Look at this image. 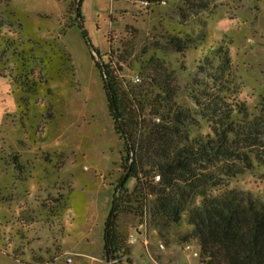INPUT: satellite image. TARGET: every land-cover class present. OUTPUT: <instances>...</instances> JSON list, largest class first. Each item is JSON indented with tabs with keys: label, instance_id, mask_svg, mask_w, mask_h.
Wrapping results in <instances>:
<instances>
[{
	"label": "rangeland",
	"instance_id": "rangeland-1",
	"mask_svg": "<svg viewBox=\"0 0 264 264\" xmlns=\"http://www.w3.org/2000/svg\"><path fill=\"white\" fill-rule=\"evenodd\" d=\"M204 2L0 0V24L17 48L3 52L0 41V264L206 263L197 239L182 240L192 230L185 220L155 226L152 198L143 215L136 202L118 213L129 254L105 258L126 152L96 65L111 63L124 89L139 86L147 104L166 96L162 87L172 89L174 104L194 118L193 135L210 131L206 113L223 97L264 115V0ZM171 33L188 34L183 50L169 42ZM219 51L230 66L215 81L212 67H200L208 57L219 63ZM31 70L43 82L26 92L19 76ZM254 147L263 165L231 177V187L262 194L264 142ZM136 183L127 181L128 195Z\"/></svg>",
	"mask_w": 264,
	"mask_h": 264
},
{
	"label": "trees",
	"instance_id": "trees-1",
	"mask_svg": "<svg viewBox=\"0 0 264 264\" xmlns=\"http://www.w3.org/2000/svg\"><path fill=\"white\" fill-rule=\"evenodd\" d=\"M208 3L202 0L203 8ZM76 16L81 19L80 2ZM3 27L0 24V41L7 45L3 52L12 49L16 54V40L8 36L12 31H4ZM187 36L171 33L168 40L181 51ZM222 52L219 51L215 66L214 59L208 57L200 67H212L215 81L229 71L230 59L226 51ZM96 65L107 89L114 128L124 140L126 152V174L117 187L119 201L107 222L105 258L111 261L129 254L116 230L118 213L126 203L136 202L143 215L148 198H152L149 212L155 226L168 229L185 220L192 230L182 240L199 241L205 264H264V191L254 194L233 188L230 179L245 168L263 165L254 146L264 142V115L253 117L242 101L223 97V105L211 106L206 113L210 131L193 135L194 118L187 109L174 104L172 89L162 87L166 96L157 94L147 104L142 101L145 95L139 86L132 91L124 89L111 63L96 61ZM19 78L26 92L36 91L43 82L34 70ZM147 108L150 112L145 114ZM236 163L243 167L235 168ZM216 172L226 177L221 178ZM156 174L160 176L157 182ZM130 178L137 183L128 195L126 183Z\"/></svg>",
	"mask_w": 264,
	"mask_h": 264
},
{
	"label": "built area",
	"instance_id": "built-area-1",
	"mask_svg": "<svg viewBox=\"0 0 264 264\" xmlns=\"http://www.w3.org/2000/svg\"><path fill=\"white\" fill-rule=\"evenodd\" d=\"M159 179H160V176L157 175V176L155 177V181L157 182V181H159ZM161 246L164 247L163 245H161Z\"/></svg>",
	"mask_w": 264,
	"mask_h": 264
},
{
	"label": "water",
	"instance_id": "water-1",
	"mask_svg": "<svg viewBox=\"0 0 264 264\" xmlns=\"http://www.w3.org/2000/svg\"><path fill=\"white\" fill-rule=\"evenodd\" d=\"M79 21H80L81 27H83V24H82V22H81V19H79ZM118 192H119V191H118ZM116 201H117V197H116Z\"/></svg>",
	"mask_w": 264,
	"mask_h": 264
}]
</instances>
